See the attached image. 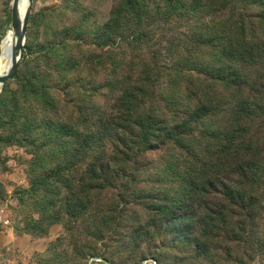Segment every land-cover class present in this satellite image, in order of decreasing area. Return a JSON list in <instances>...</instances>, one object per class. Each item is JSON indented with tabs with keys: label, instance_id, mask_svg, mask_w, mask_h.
Here are the masks:
<instances>
[{
	"label": "rangeland",
	"instance_id": "obj_1",
	"mask_svg": "<svg viewBox=\"0 0 264 264\" xmlns=\"http://www.w3.org/2000/svg\"><path fill=\"white\" fill-rule=\"evenodd\" d=\"M261 3L34 0L20 67L0 85V264H264V184L232 204L203 184L180 199L182 150L164 137L193 114L172 76L206 62V38L264 50ZM112 18L124 28L104 45Z\"/></svg>",
	"mask_w": 264,
	"mask_h": 264
},
{
	"label": "trees",
	"instance_id": "obj_2",
	"mask_svg": "<svg viewBox=\"0 0 264 264\" xmlns=\"http://www.w3.org/2000/svg\"><path fill=\"white\" fill-rule=\"evenodd\" d=\"M251 1L256 6L263 5L262 0ZM259 15L264 21V8ZM124 23L113 18L107 22L108 34L102 37V44H114ZM143 37L141 33L138 41ZM215 40V37L206 38L213 49L205 53L206 62L192 64L189 73L176 71L172 76H176V82L181 79L184 83L175 87L172 79L170 84L174 88L170 91L190 99L186 104L189 108L182 111V116L193 114L186 122L176 124L175 121L164 137L182 150L180 174L184 181L179 187L180 199L188 196L192 188L201 191L203 184L232 204L239 198H247L255 186L264 184V50L256 46L255 37H222L219 46L215 45ZM172 77L168 75L169 80ZM226 104L228 106L224 108ZM223 110L225 114L216 121ZM193 120L196 124L201 120L206 123L198 138L188 133V123ZM135 125H139L142 134H149L144 123ZM119 143L126 147L129 138L121 139ZM225 180L231 185L222 183L223 190L215 186ZM249 220L246 217L244 224Z\"/></svg>",
	"mask_w": 264,
	"mask_h": 264
},
{
	"label": "water",
	"instance_id": "obj_3",
	"mask_svg": "<svg viewBox=\"0 0 264 264\" xmlns=\"http://www.w3.org/2000/svg\"><path fill=\"white\" fill-rule=\"evenodd\" d=\"M18 3L19 0H13L11 3V27L17 33L16 46L13 51V63L11 69L5 75L0 76V85H4L7 81L16 76L24 56L26 31L34 0H30L23 22H20V18H18Z\"/></svg>",
	"mask_w": 264,
	"mask_h": 264
},
{
	"label": "bare ground",
	"instance_id": "obj_4",
	"mask_svg": "<svg viewBox=\"0 0 264 264\" xmlns=\"http://www.w3.org/2000/svg\"><path fill=\"white\" fill-rule=\"evenodd\" d=\"M30 0H19L18 3V18L20 22L27 13ZM17 33L11 27L1 40L0 45V76L5 75L12 67L13 63V51L16 46Z\"/></svg>",
	"mask_w": 264,
	"mask_h": 264
}]
</instances>
